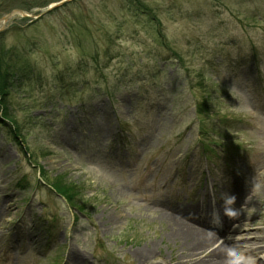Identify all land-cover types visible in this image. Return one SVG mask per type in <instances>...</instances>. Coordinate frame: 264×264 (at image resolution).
<instances>
[{"label": "rangeland", "instance_id": "374dc122", "mask_svg": "<svg viewBox=\"0 0 264 264\" xmlns=\"http://www.w3.org/2000/svg\"><path fill=\"white\" fill-rule=\"evenodd\" d=\"M55 1L0 0V18ZM0 34L22 134L0 104V264H184L168 235L199 221L177 205L228 184L248 208L223 233L237 261L264 228V0H71Z\"/></svg>", "mask_w": 264, "mask_h": 264}, {"label": "bare ground", "instance_id": "6f19581e", "mask_svg": "<svg viewBox=\"0 0 264 264\" xmlns=\"http://www.w3.org/2000/svg\"><path fill=\"white\" fill-rule=\"evenodd\" d=\"M29 15V13H26ZM25 15V14H24ZM11 18L8 19V21ZM6 23L1 20L0 21V29H2ZM219 197L221 198V202H223L222 207L220 209L219 216L225 223V228L228 226V224L233 220V214L236 210L240 209H246L242 208L240 205L231 206L228 203V194H225L224 198L219 193ZM240 201L242 202V198L244 196L239 197ZM230 202V201H229ZM238 203V202H237ZM179 208L182 210H185L187 212H191L189 216L194 221H199L198 224H193L195 229H190L187 227H179L176 229V232H173L170 235H168L169 240L172 238H176L178 240H182L183 243V250L182 254H184L183 263L184 264H237V263H243V264H264V259H258L257 261L249 262L250 256H258L261 252H264V228H258L256 231H250L246 229L245 233H242L240 237L237 239L238 241L235 242L237 246L240 247H247L245 251L241 252L239 255V258L237 261H232V254L229 253L230 249L233 247V244L230 243L229 239L224 232L217 233L216 230H213L212 223L207 220L205 217L202 218L200 216L201 213L204 216H210L212 214L210 202L205 200L202 202L201 207L197 204L195 207L190 206H182L179 205ZM248 209V208H247ZM245 211V210H244ZM237 218V219H236ZM235 219L239 221H243L244 226L249 225V220H246V215L243 213L241 215H238ZM202 224V225H200ZM211 224V225H210ZM239 233L240 228H237L233 231V233ZM225 235V236H224ZM224 238L223 242L219 243V238ZM176 241V240H175ZM251 244V246H250ZM254 245V246H252ZM249 253L246 258H248L246 261H241V256H244L245 254ZM229 255V257H228ZM75 260V262L81 264L85 261L82 256L74 254V252H71L70 259ZM177 263V262H176ZM179 264V262H178Z\"/></svg>", "mask_w": 264, "mask_h": 264}, {"label": "trees", "instance_id": "16d2710c", "mask_svg": "<svg viewBox=\"0 0 264 264\" xmlns=\"http://www.w3.org/2000/svg\"><path fill=\"white\" fill-rule=\"evenodd\" d=\"M46 1H48V0H42V2H40L39 4H45V2ZM52 1V0H51ZM1 52H3V55H1L2 57H4V56H6V52H4V49H3V47H2V38H1V34H0V53ZM5 53V54H4ZM2 54V53H1ZM7 71L8 70H10V68H8L7 67V69H6ZM19 71V70H18ZM13 72V71H12ZM13 73H15V75L17 76V74L18 73H16V71L15 72H13ZM9 92V91H8ZM6 95H7V90L4 92V94H3V98H2V103H0L1 105L3 104V106H4V108H3V111H4V113H5V115H9V116H11L12 117V115L10 114V112H9V109H8V107H7V104L5 103V97H6ZM12 121L14 122V124H16L17 125V131L16 132H13L14 134H15V136H19V137H21V131H20V128H19V126H18V122H17V120L15 119V118H13L12 117ZM11 133H12V131H11ZM46 181H48V182H52V181H54V178H52V179H45ZM56 183V182H55ZM54 182H53V184H52V186L56 189V191H58L59 193H61L62 195H63V193L65 194V195H67V197H66V199L67 198H71V196H70V194H69V192H67L66 190H64L62 187L60 188L57 184H55ZM76 201V200H75ZM69 203H71V204H74V203H72V200H69Z\"/></svg>", "mask_w": 264, "mask_h": 264}, {"label": "water", "instance_id": "95a60500", "mask_svg": "<svg viewBox=\"0 0 264 264\" xmlns=\"http://www.w3.org/2000/svg\"><path fill=\"white\" fill-rule=\"evenodd\" d=\"M68 1H70V0H61V1H59V2L53 3L51 6H49V8L46 10V12L49 11V10H52L53 8H56V7H58V6L62 5V4H64V3H66V2H68ZM18 12L21 13V14H25L26 16H33V17H36V18L38 17V15H32V14L27 15L26 12H24V11H18ZM13 15H14V12L12 11V12H10L9 14L3 16V17L1 18V20H3L4 22H6V21H7L9 18H11Z\"/></svg>", "mask_w": 264, "mask_h": 264}]
</instances>
